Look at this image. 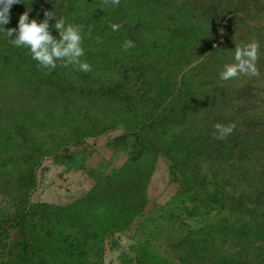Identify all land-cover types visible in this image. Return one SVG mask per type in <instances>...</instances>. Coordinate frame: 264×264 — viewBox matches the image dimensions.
Segmentation results:
<instances>
[{
	"label": "trees",
	"instance_id": "1",
	"mask_svg": "<svg viewBox=\"0 0 264 264\" xmlns=\"http://www.w3.org/2000/svg\"><path fill=\"white\" fill-rule=\"evenodd\" d=\"M28 9L82 26L92 71L48 74L0 26V264H264V0H22L5 29ZM253 39L260 75L222 82ZM217 123L236 129L217 140ZM110 135L124 161L90 167ZM159 160L175 191L149 210ZM47 162L92 187L35 200Z\"/></svg>",
	"mask_w": 264,
	"mask_h": 264
},
{
	"label": "clouds",
	"instance_id": "2",
	"mask_svg": "<svg viewBox=\"0 0 264 264\" xmlns=\"http://www.w3.org/2000/svg\"><path fill=\"white\" fill-rule=\"evenodd\" d=\"M22 0H0V26L5 33L7 42L16 48L28 50L31 59L36 62L40 70H46L48 74L57 67L74 69L82 73H90L92 66L82 57L85 56L83 47L84 35L80 25L66 23L65 18H57L53 11L44 12V20L37 22L36 19H29L28 9L19 16L17 28L5 29V25L10 22V10L15 4H20ZM121 0H101L102 6L118 7ZM103 10V7L101 8ZM50 20H55L54 29L59 38L52 35ZM113 31H119L122 25L110 24ZM135 47L131 40H127L122 45V50L127 52ZM260 45L255 39L252 42L235 46L234 63L225 64L219 73L222 82L239 79L241 77H258L260 75L257 68ZM213 138L217 140L226 139L236 129V124L214 125Z\"/></svg>",
	"mask_w": 264,
	"mask_h": 264
},
{
	"label": "rangeland",
	"instance_id": "3",
	"mask_svg": "<svg viewBox=\"0 0 264 264\" xmlns=\"http://www.w3.org/2000/svg\"><path fill=\"white\" fill-rule=\"evenodd\" d=\"M108 137H103L93 143L96 154L89 160L88 165L97 168L100 165L120 166L124 161V157L120 156L116 159L111 158V153L106 149L105 145ZM47 171L41 181L39 188L34 194V199L54 204H65L73 199L78 198L82 193L90 189L93 185L92 180L84 172L78 173H62V169L45 163ZM175 188L168 184L167 166L165 161L159 160L155 173L148 187V198L150 201L149 210L154 205L164 204L174 193ZM123 249L129 244L127 236L120 238ZM118 252H107L105 264H119L117 260Z\"/></svg>",
	"mask_w": 264,
	"mask_h": 264
}]
</instances>
